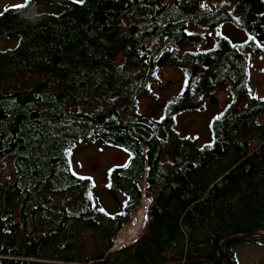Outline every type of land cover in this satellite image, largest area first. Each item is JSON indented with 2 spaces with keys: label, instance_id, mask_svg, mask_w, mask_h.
<instances>
[{
  "label": "trees",
  "instance_id": "1",
  "mask_svg": "<svg viewBox=\"0 0 264 264\" xmlns=\"http://www.w3.org/2000/svg\"><path fill=\"white\" fill-rule=\"evenodd\" d=\"M37 3L59 9L36 11ZM227 24L249 36L243 49H264L254 39L264 31V0L212 8L30 0L0 9V39L13 41L0 49V173L8 159L15 169L0 182V264H239L236 244L264 246V97L249 94V58L222 33ZM165 67L181 72L182 88L154 120L138 100L158 96ZM222 86L229 100L197 145L175 116L204 88ZM81 142L127 155L107 172L112 197H122L114 209L83 198L93 181L73 172L70 156ZM143 200L140 230L117 244Z\"/></svg>",
  "mask_w": 264,
  "mask_h": 264
},
{
  "label": "rangeland",
  "instance_id": "2",
  "mask_svg": "<svg viewBox=\"0 0 264 264\" xmlns=\"http://www.w3.org/2000/svg\"><path fill=\"white\" fill-rule=\"evenodd\" d=\"M26 2V0H0V9L7 6H16ZM221 0H204V6L214 7ZM58 6L48 3H37L35 10H57ZM222 33L229 39L232 44H236L244 54L249 58V69L247 88L252 96L259 98L264 97V49L260 53H253L252 49L245 45V49L240 43H247L249 36L245 31L238 30L231 25H223ZM13 41L0 39V49L7 45H12ZM212 42L202 44L196 49L207 50L212 47ZM181 72L172 67H165L160 71V79L153 85V95L157 97L141 96L138 100V108L142 116L150 119H158L166 100L174 99L180 93L182 88ZM211 99H216V103H211ZM229 95L226 86L219 88H204L193 106L186 109L178 110L175 116L176 130L181 135L190 136L194 143L202 145L208 141L209 137V117L213 113H219L227 101ZM258 123L264 122V113L260 114ZM71 168L73 172L79 176L91 177L93 186L86 190L84 199H92L94 205H103L105 208H113L122 200L119 193H114L112 197L107 185V172L110 167L123 164L127 155L120 149L105 145L103 143L81 142L71 152ZM15 176V169L11 159L6 160L3 171L0 173V182L5 183ZM71 197V195H68ZM56 201L64 200L63 196H55ZM85 200V201H86ZM147 205V200L141 201L140 205L133 211L132 221L125 227L122 235L116 238V243L120 244L133 238L140 230L143 222V211ZM98 206V205H97ZM114 209V208H113ZM14 223H19L18 218H14ZM239 264H264V246L242 242L233 247Z\"/></svg>",
  "mask_w": 264,
  "mask_h": 264
},
{
  "label": "water",
  "instance_id": "3",
  "mask_svg": "<svg viewBox=\"0 0 264 264\" xmlns=\"http://www.w3.org/2000/svg\"><path fill=\"white\" fill-rule=\"evenodd\" d=\"M254 39L259 42L260 44L264 45V31L259 33V34H256L254 36ZM216 99H211L210 102L211 103H216ZM15 226H17V224H15ZM257 230L255 231H252L250 233H247V234H244V235H239V236H233V237H230L228 239H226L225 241H223L221 243V248L223 249V247L225 246V244H227L229 241H232V240H236V239H245V238H248L249 236L253 235L256 233ZM224 262L225 264H228V261L227 259L224 257Z\"/></svg>",
  "mask_w": 264,
  "mask_h": 264
},
{
  "label": "snow or ice",
  "instance_id": "4",
  "mask_svg": "<svg viewBox=\"0 0 264 264\" xmlns=\"http://www.w3.org/2000/svg\"><path fill=\"white\" fill-rule=\"evenodd\" d=\"M27 2H30V0H26V4L25 5H16V6H13V7H15V8H22V7H26V5H27ZM76 2H78V3H83L84 2V0H76ZM6 11L8 10V9H5ZM257 46L258 47H264V45H261V44H257ZM111 185H109V187H110ZM129 206V201H125V203H124V207L126 208V207H128ZM101 211H103V209H101ZM121 215H123L124 213H120ZM145 220H147V217H145Z\"/></svg>",
  "mask_w": 264,
  "mask_h": 264
},
{
  "label": "built area",
  "instance_id": "5",
  "mask_svg": "<svg viewBox=\"0 0 264 264\" xmlns=\"http://www.w3.org/2000/svg\"><path fill=\"white\" fill-rule=\"evenodd\" d=\"M149 203V201L147 200V204Z\"/></svg>",
  "mask_w": 264,
  "mask_h": 264
}]
</instances>
